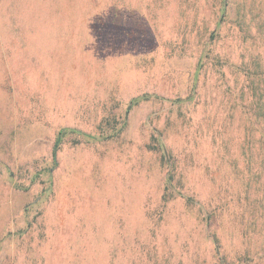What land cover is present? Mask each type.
<instances>
[{"label":"rangeland","instance_id":"rangeland-1","mask_svg":"<svg viewBox=\"0 0 264 264\" xmlns=\"http://www.w3.org/2000/svg\"><path fill=\"white\" fill-rule=\"evenodd\" d=\"M0 264H264V0H0Z\"/></svg>","mask_w":264,"mask_h":264}]
</instances>
